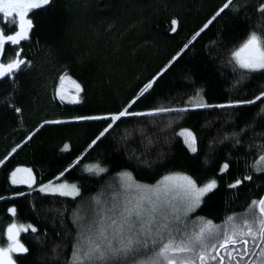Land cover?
Returning a JSON list of instances; mask_svg holds the SVG:
<instances>
[{
    "label": "trees",
    "instance_id": "16d2710c",
    "mask_svg": "<svg viewBox=\"0 0 264 264\" xmlns=\"http://www.w3.org/2000/svg\"><path fill=\"white\" fill-rule=\"evenodd\" d=\"M225 3L52 0L30 13L29 38L4 53L10 62L20 50L26 65L0 78V245L10 243V223L37 228L19 233L28 251L13 252L14 264H73L81 204L122 172L148 186L177 173L197 187L217 182L183 210L182 226L156 231V244L149 240L136 260L166 264L155 253L175 237L174 245L195 249L167 253L177 264H264V214L252 205L264 199V97L240 103L264 93V70L240 68L233 57L250 33L264 35V0H233L204 28ZM125 109L145 115L111 121ZM185 130L195 136V152ZM93 165L105 171H89ZM17 169H31L29 182L11 183ZM62 183L76 185L79 196L49 191ZM225 235L236 243L220 247Z\"/></svg>",
    "mask_w": 264,
    "mask_h": 264
},
{
    "label": "snow or ice",
    "instance_id": "6c2138e0",
    "mask_svg": "<svg viewBox=\"0 0 264 264\" xmlns=\"http://www.w3.org/2000/svg\"><path fill=\"white\" fill-rule=\"evenodd\" d=\"M50 3H52V0H0V14H2L3 17H12V19L6 20L5 22L12 26L14 31V34L6 35L4 30L0 28V78H4L10 74L14 75L16 71L22 70V65H26V61L20 58V50H16V59H13L10 62L6 61L4 59L5 46L19 45L21 41L28 39L33 25L32 19L29 15L30 11L48 6ZM232 3L233 0H226V3L219 9L215 16H213L212 19L204 25V28H207L208 24H211L212 21L216 19V16H219ZM260 11L264 12V6L260 8ZM171 23L174 26L177 24V21L172 20ZM203 30L204 29L202 28L201 31ZM173 31H175V28H173ZM196 35L198 36L199 33ZM233 57L239 64L240 68L248 69L250 71L264 70V35H258L256 32L250 33L246 41L240 46L238 50L233 53ZM60 79L63 81L65 76L62 75ZM73 83H75V81H73ZM76 87L79 89L80 85L76 84ZM150 87L151 83L146 86V89ZM262 97H264V93H261L260 96L255 97L254 100L242 101L240 103L253 104L256 103V101L261 100ZM230 106L231 105H204V107ZM129 107H131V105H129ZM16 111H19V109H16ZM160 111H174V109H161ZM180 111H183V109H180ZM126 115L141 116L145 114L138 112H128L127 109H125L124 111L112 116L110 119L112 122H115ZM89 119L108 118L89 117ZM49 123H59V121H51ZM111 127L112 124L110 123L108 128ZM108 128H105V132L108 130ZM103 135L104 133L102 132L101 136ZM181 135L191 137L192 143L189 144V147L193 152H195L196 149L193 146L195 143V136L193 133L191 131L185 130L181 133ZM93 143H95V141ZM67 147L68 146L65 145V149H67ZM14 150L15 149H13V151ZM260 159L264 160V156H262ZM228 167L229 165L225 163L221 171L227 170ZM93 169H97L101 173L105 171V169L99 165L89 166V171H92ZM19 171H21V169H17L11 174V183L13 185L17 184L16 174ZM24 171L31 173V169H25ZM175 175L180 177L183 181H186V184H173L169 188L165 189L162 194L159 192L152 193L151 195L144 193L138 198L134 197L136 203L132 207H128L126 204L123 210L119 211V216L121 217L122 222L119 224L116 233L112 237V240H109V237L106 235V230L100 227V225L103 224V221H94V224L96 225V232L98 234L95 235V239L89 237V247L83 252V254H80L78 250L74 252L73 255L78 264H118V262L125 261L129 258L134 260V264H144L143 261L136 260L135 257L142 250H147L149 248V240H152V225L158 223L156 217L160 215L164 219H167V217L164 215L165 209L167 208H172L178 211V209H175V205L172 203V201L176 199L178 191H182L188 195L195 193V203L198 204L200 197L214 189L217 183L216 180L213 179L203 187H197L196 182L192 180L191 177L182 176L179 173ZM121 176L128 177V179L131 180V174L128 172H122ZM169 179L170 178L167 176L164 177V181H168ZM243 179L249 180L251 177L245 176ZM241 183V180H237L236 183L230 185V187L235 188ZM28 186L31 187V184ZM136 187L139 189L141 186L137 185ZM142 187L144 189L149 188L148 185H143ZM60 189H62V191L59 192L61 196L70 195L72 192H74L76 196H79L80 194L76 185H71L69 188L65 184H61ZM40 191H44V188H41ZM169 193H172L170 199ZM17 195H24V193L20 192L17 193ZM128 203L130 204L131 201ZM257 204L259 205L261 214H264V199L252 201V205ZM188 210H192L191 206H189ZM103 211V209H100V211L97 212V216H100ZM109 211L115 214L117 212V207L113 205ZM9 213L14 216L16 209L10 208ZM175 219L178 221L179 217L176 216ZM229 219L232 218L229 217ZM116 223L117 221L112 219V224ZM209 223H211V221H209ZM161 226L165 228L168 227L167 224ZM262 227H264V225H262ZM28 229H30L33 233L37 232V228L32 225H28L27 228H25L24 225L18 226L15 222L9 224L6 231L7 240L10 243H8L7 246L0 245V264H14V262L11 260V253H26L28 251L24 244L19 240V233L21 231H28ZM89 231H92L91 227L89 228ZM125 231L131 233V235L126 238V242L125 238L123 237V233ZM203 234V230H201V232L195 236L197 243L201 241ZM248 234L251 235L250 228ZM169 235L171 236V233H169ZM262 235H264V233H262ZM253 239H255V237H253ZM113 240H116L117 243L114 244ZM174 240L175 237L169 239V241L162 244V246L159 247V250L155 253L156 256L162 257L163 260L166 261V264H177L174 259L167 255V253L170 251L173 253H186L195 251L192 246L186 245L183 242H181L179 245H174ZM241 242L247 245V240H242ZM229 243L235 244L236 241L225 235L220 247H226ZM152 244L155 245L156 241L152 240ZM198 258L203 261L204 254L200 253ZM149 259H151V257H149ZM153 264H155V262H153ZM181 264H186V262H181Z\"/></svg>",
    "mask_w": 264,
    "mask_h": 264
},
{
    "label": "rangeland",
    "instance_id": "374dc122",
    "mask_svg": "<svg viewBox=\"0 0 264 264\" xmlns=\"http://www.w3.org/2000/svg\"><path fill=\"white\" fill-rule=\"evenodd\" d=\"M16 179L27 183L29 182L28 180L30 179V174L24 170H21L17 173ZM62 184H65L69 188L71 186V184L69 183ZM173 184H186V181H183L180 177H176L168 181H164L155 186H149V188L144 189L142 187L144 184L137 183L133 181L132 178L131 180H129L128 177L117 176L116 178L112 179V181L108 183V185L104 188L101 193L92 196L88 200L84 201L83 204H81L75 217V223L77 224L79 229V239L77 242L76 251L78 250L80 254H83V252L89 247V237L95 239V235L98 234L96 232V225L94 224V221H103V224L100 225V227L106 230V235L109 237V240H112V237L116 233L119 224L122 222L121 217L119 216V211L123 210L126 204L128 205V207H132L136 203L134 197L138 198L144 193L151 195L152 193L159 192L162 194L165 189L169 188ZM60 185L61 184H57L53 186L49 191L52 194L60 195L59 192L62 191V189H60ZM137 185H140L141 187L137 189ZM171 195L172 193H169V199L171 198ZM203 195L200 197L199 202L201 201ZM67 196L74 197L76 195L74 192H72L70 193V195ZM129 201H131L130 204L128 203ZM172 203L175 205V209H178V211L172 208L165 209L164 215L167 217V219H164L162 216L158 215L156 217L158 223L152 225V235L156 231L161 232L162 230H164L165 232L167 229L170 228H174V230L170 231L171 233L176 231L177 225H183L181 224V222H179L183 210H188L189 206H191V208L193 209L197 205L195 203V193L188 195L182 191H178L176 199L172 201ZM113 205L117 207V212L115 214L109 211V209H111ZM100 209H103L104 211L101 213L100 216H97V212L100 211ZM176 216L179 217L178 221L175 219ZM112 219H115L117 223L112 224ZM164 224H167L168 227L165 228L161 226ZM204 226V224L200 225L199 229ZM90 227L92 228L91 232L89 231ZM218 231H222V229L217 231L210 230L204 237H208L212 235L211 233H215ZM129 235H131V233H128L127 231L123 233L125 242L126 238ZM113 243L116 244L117 241L113 240ZM10 256L12 258L13 253H11ZM154 262H157V260H154ZM73 264H78L76 259L74 260Z\"/></svg>",
    "mask_w": 264,
    "mask_h": 264
},
{
    "label": "flooded vegetation",
    "instance_id": "af4514ba",
    "mask_svg": "<svg viewBox=\"0 0 264 264\" xmlns=\"http://www.w3.org/2000/svg\"><path fill=\"white\" fill-rule=\"evenodd\" d=\"M32 11H30V13ZM30 13H29V15H30ZM10 19H12V17H3V15L0 14V28H2L4 30L6 35L14 34L12 26H10L8 23L5 22L6 20H10ZM6 46H5V49H6ZM11 260L13 261V258H11Z\"/></svg>",
    "mask_w": 264,
    "mask_h": 264
}]
</instances>
